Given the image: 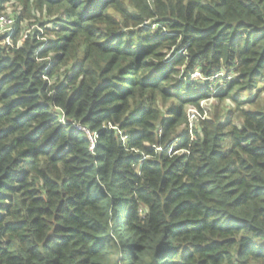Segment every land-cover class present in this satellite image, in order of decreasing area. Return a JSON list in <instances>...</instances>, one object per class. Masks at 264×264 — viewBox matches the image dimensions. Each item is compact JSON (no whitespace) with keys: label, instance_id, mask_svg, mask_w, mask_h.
<instances>
[{"label":"trees","instance_id":"obj_1","mask_svg":"<svg viewBox=\"0 0 264 264\" xmlns=\"http://www.w3.org/2000/svg\"><path fill=\"white\" fill-rule=\"evenodd\" d=\"M11 2L0 264H264V0Z\"/></svg>","mask_w":264,"mask_h":264},{"label":"rangeland","instance_id":"obj_2","mask_svg":"<svg viewBox=\"0 0 264 264\" xmlns=\"http://www.w3.org/2000/svg\"><path fill=\"white\" fill-rule=\"evenodd\" d=\"M6 10L4 12V14L1 16L3 19H2V22L0 23V34L2 35H11L12 34V27H13V20H12V17H13V13H14V9L17 8V4L16 3H9L7 4L6 6ZM37 29V26L34 24V25H31L30 29ZM12 29V31H11ZM226 77V74L224 73L223 74V78ZM195 87L197 89H199L201 92L205 91L206 90V86H204V78H202L200 76V78H195ZM218 80H222V78L217 77L216 80H212L209 85L207 86V89L210 90V93L211 95H217V94H221L223 92V90L221 89V83L220 81ZM213 96V97H214ZM207 98L205 100H202L199 102V105L198 107H187L185 113H186V118H187V121L189 122L190 119H192L193 123L196 122L197 120H199V116H201V119L204 118V119H208L210 116L209 114L212 113V108L214 105L217 104V101L215 98ZM195 113V114H194ZM92 140V143H93V146H95V141H96V138L95 137H92L91 138ZM170 147H171V151H170ZM169 148H168V151H167V154L169 156H172L174 155L173 152H174V149H175V146L171 145ZM179 154V153H177Z\"/></svg>","mask_w":264,"mask_h":264},{"label":"built area","instance_id":"obj_3","mask_svg":"<svg viewBox=\"0 0 264 264\" xmlns=\"http://www.w3.org/2000/svg\"><path fill=\"white\" fill-rule=\"evenodd\" d=\"M2 17H0V23L2 22ZM12 29H13V27H12ZM12 29H11V31H12ZM8 36H10V35H8ZM6 42L8 43V41L6 40ZM226 74V72H224V71H222V72H220L219 74H217V75H215V76H213V77H211V78H209V79H207L209 82H211L212 80H216L217 79V77H219L220 76V78H222V80H218V81H220V83H221V89L223 90V87L225 86V83L226 82H228V81H230L232 78H233V73H231V74H226V77L225 78H223V74ZM192 78L193 79H195V78H200V74L198 73V72H195L193 75H192ZM214 95H211V93L209 94V96L207 97V98H212ZM195 114V113H194ZM198 119H201V116H199V118ZM202 119H204V118H202ZM198 121V120H197ZM195 123V122H194ZM193 121H192V119H190L189 120V122H188V129L189 130H192V127H193ZM123 139H125V137H123ZM175 142V141H174ZM174 146V145H173ZM155 150H157V149H155ZM170 151H171V147H170ZM184 152H186V151H177V150H175L174 149V152H173V154L175 155V154H177V153H179V155H181V154H183Z\"/></svg>","mask_w":264,"mask_h":264}]
</instances>
